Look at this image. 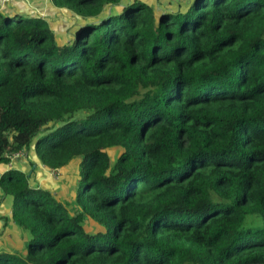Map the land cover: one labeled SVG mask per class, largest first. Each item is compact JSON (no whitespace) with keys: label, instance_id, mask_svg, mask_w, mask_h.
<instances>
[{"label":"trees","instance_id":"obj_1","mask_svg":"<svg viewBox=\"0 0 264 264\" xmlns=\"http://www.w3.org/2000/svg\"><path fill=\"white\" fill-rule=\"evenodd\" d=\"M50 1L67 42L0 10V165L78 160L75 195L3 172L0 264H264V0Z\"/></svg>","mask_w":264,"mask_h":264},{"label":"crops","instance_id":"obj_2","mask_svg":"<svg viewBox=\"0 0 264 264\" xmlns=\"http://www.w3.org/2000/svg\"><path fill=\"white\" fill-rule=\"evenodd\" d=\"M144 1L156 6L158 5L156 2L167 5L166 0ZM0 10L10 15L19 14L27 17H41L45 19L57 40L63 42L68 41L71 35V29L77 22V18L72 12L55 8L50 0H0ZM0 167V175L12 168L28 173L30 176L29 181L32 186L51 192L56 199L63 191L61 182L58 181L60 178L59 171L63 169L57 170L59 172V177L54 179L52 172L46 170L37 160L33 151V146L27 154H23L14 159L8 166L0 165ZM75 189L76 187L74 188V193L68 196V198L71 197V202L75 195ZM11 205V198H2L0 192V252L23 255L25 253V242L27 237L25 232L17 228L9 219Z\"/></svg>","mask_w":264,"mask_h":264},{"label":"rangeland","instance_id":"obj_3","mask_svg":"<svg viewBox=\"0 0 264 264\" xmlns=\"http://www.w3.org/2000/svg\"><path fill=\"white\" fill-rule=\"evenodd\" d=\"M109 155L111 158H115L119 154L118 149L109 150ZM1 168V167H0ZM60 172V178L59 182H61V188H63V191L60 193L59 197L57 199L60 202L63 203H71V197L68 198L69 195H72L74 193L75 183H77L76 178L78 177V160L73 161L68 167L64 168ZM55 179V178H54ZM58 183V182H56ZM56 198V197H55ZM249 219V217H248ZM251 221V223H250ZM260 225L259 221L251 218L248 220L247 226H258Z\"/></svg>","mask_w":264,"mask_h":264},{"label":"built area","instance_id":"obj_4","mask_svg":"<svg viewBox=\"0 0 264 264\" xmlns=\"http://www.w3.org/2000/svg\"><path fill=\"white\" fill-rule=\"evenodd\" d=\"M23 155V153L21 152V153H18V154H15V155H13L12 157H11V160L13 161L14 159H16V158H18V157H20V156H22ZM52 175H53V177L55 178V179H57L58 177H59V172L58 171H54V172H52Z\"/></svg>","mask_w":264,"mask_h":264}]
</instances>
